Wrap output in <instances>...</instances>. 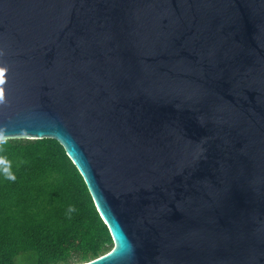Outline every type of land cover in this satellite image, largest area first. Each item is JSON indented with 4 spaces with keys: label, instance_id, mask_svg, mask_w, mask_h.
<instances>
[{
    "label": "water",
    "instance_id": "1",
    "mask_svg": "<svg viewBox=\"0 0 264 264\" xmlns=\"http://www.w3.org/2000/svg\"><path fill=\"white\" fill-rule=\"evenodd\" d=\"M55 139L113 249L264 264V0H0V141Z\"/></svg>",
    "mask_w": 264,
    "mask_h": 264
},
{
    "label": "trees",
    "instance_id": "2",
    "mask_svg": "<svg viewBox=\"0 0 264 264\" xmlns=\"http://www.w3.org/2000/svg\"><path fill=\"white\" fill-rule=\"evenodd\" d=\"M113 247L82 175L57 140L0 141V264H80Z\"/></svg>",
    "mask_w": 264,
    "mask_h": 264
}]
</instances>
